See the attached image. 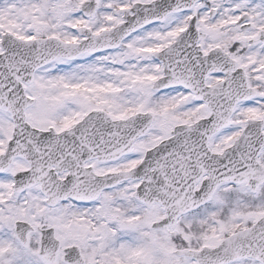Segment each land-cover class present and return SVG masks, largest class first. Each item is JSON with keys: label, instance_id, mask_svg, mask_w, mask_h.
Masks as SVG:
<instances>
[{"label": "snow or ice", "instance_id": "1", "mask_svg": "<svg viewBox=\"0 0 264 264\" xmlns=\"http://www.w3.org/2000/svg\"><path fill=\"white\" fill-rule=\"evenodd\" d=\"M0 264H264V0H0Z\"/></svg>", "mask_w": 264, "mask_h": 264}]
</instances>
